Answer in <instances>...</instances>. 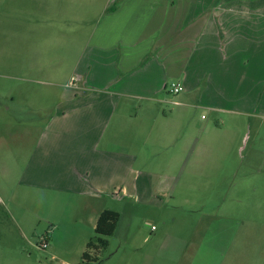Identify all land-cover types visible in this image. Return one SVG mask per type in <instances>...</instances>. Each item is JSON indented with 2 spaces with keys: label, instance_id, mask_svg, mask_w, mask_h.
<instances>
[{
  "label": "crops",
  "instance_id": "0c3cea01",
  "mask_svg": "<svg viewBox=\"0 0 264 264\" xmlns=\"http://www.w3.org/2000/svg\"><path fill=\"white\" fill-rule=\"evenodd\" d=\"M102 13L75 63L77 84L49 83L60 88L55 113L45 125L14 126L23 142L3 177L95 232L104 211L117 212L111 201L165 207L177 167H203V181L224 183L222 220L184 224L183 253L264 262V0H109ZM175 76L185 87L172 102L179 108L159 110ZM194 110L206 112L195 141ZM209 237L220 242L214 255L203 254Z\"/></svg>",
  "mask_w": 264,
  "mask_h": 264
},
{
  "label": "rangeland",
  "instance_id": "374dc122",
  "mask_svg": "<svg viewBox=\"0 0 264 264\" xmlns=\"http://www.w3.org/2000/svg\"><path fill=\"white\" fill-rule=\"evenodd\" d=\"M108 1L0 0V198L5 202L0 203V264H214L194 262L191 253H183L188 237L184 224L209 225L222 220L217 214L222 201L217 191L224 190V183L203 181V167L191 165L184 174L177 167L175 182L169 186L174 199H163L165 207L111 201L120 220L109 237L93 232L77 212L51 206L50 198L46 205L36 191L25 195L12 178L3 177L10 148L23 142L18 131L12 132L14 126L46 124L57 109L60 94V88L50 82L77 84L75 63ZM60 40L62 50L56 44ZM165 95L169 103H156V107L178 109L172 104L177 96ZM202 114L206 112L194 110L187 127L193 141ZM242 216L244 213L238 221H245ZM46 234L49 246L43 250L39 241ZM209 238L203 240L204 255H214L220 245L214 237ZM247 249L241 247L240 253ZM260 249L256 247V255Z\"/></svg>",
  "mask_w": 264,
  "mask_h": 264
},
{
  "label": "trees",
  "instance_id": "16d2710c",
  "mask_svg": "<svg viewBox=\"0 0 264 264\" xmlns=\"http://www.w3.org/2000/svg\"><path fill=\"white\" fill-rule=\"evenodd\" d=\"M120 220V214L115 211H104L97 222L95 233L102 237H109L115 234ZM88 246H92L88 244Z\"/></svg>",
  "mask_w": 264,
  "mask_h": 264
},
{
  "label": "built area",
  "instance_id": "2783aa9c",
  "mask_svg": "<svg viewBox=\"0 0 264 264\" xmlns=\"http://www.w3.org/2000/svg\"><path fill=\"white\" fill-rule=\"evenodd\" d=\"M167 91L169 94L178 96L185 91V87L179 76L173 77L172 81L167 85ZM205 116H203V119ZM49 246V236L46 234L39 241V247L43 250L48 249Z\"/></svg>",
  "mask_w": 264,
  "mask_h": 264
}]
</instances>
